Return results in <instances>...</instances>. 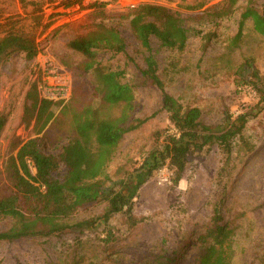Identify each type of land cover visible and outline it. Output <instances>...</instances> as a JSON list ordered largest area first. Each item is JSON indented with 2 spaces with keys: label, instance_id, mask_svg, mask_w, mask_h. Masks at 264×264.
I'll list each match as a JSON object with an SVG mask.
<instances>
[{
  "label": "rangeland",
  "instance_id": "1",
  "mask_svg": "<svg viewBox=\"0 0 264 264\" xmlns=\"http://www.w3.org/2000/svg\"><path fill=\"white\" fill-rule=\"evenodd\" d=\"M223 0H0V37L7 30L35 33L40 47L33 60L15 54L0 69V115L6 124L0 132V196L10 193L4 175L7 160L20 145L34 137H43L48 153L57 154L71 138V123L85 106L99 107L96 73L81 74L75 68L86 59L67 47L72 39L83 35L95 23L116 26L127 45L126 57L98 51L96 60L101 68L124 72L123 83L132 87L133 116L148 118L137 130L119 143L115 158L108 169L113 180L139 167L148 152L162 145L166 135L174 133L167 114L161 109V93L151 86L136 82L135 64L144 68L145 53L133 38L125 15L139 5L160 6L175 13L186 27L205 33L210 26H196L187 17ZM203 4L190 11L187 6ZM264 0H238L231 17L221 22L215 36L205 47L198 36H190L182 53L160 46L151 39V55L167 94L186 107H197L203 122L223 128L224 110L233 117L247 113L244 135L252 146L248 152L234 150L232 177L227 185L224 221L235 227L236 254L233 264H260L264 252V39L245 22L241 41L236 49L228 41L237 32L240 14L248 8L262 12ZM35 23H40L35 28ZM47 27L43 30V26ZM35 31V32H34ZM53 66L66 79L68 93L57 106L51 107L53 117L37 134L35 116H28L27 98L35 89L42 98L45 69ZM245 83L237 89L235 81ZM256 83L253 87L250 83ZM258 90V91H257ZM118 108L111 109L115 116ZM30 118V119H29ZM161 136L159 141L156 137ZM222 164V155L214 145L190 156L178 186L160 184L157 172L140 188L133 201L135 227L127 226L122 215L112 219L114 241L99 242L101 226L93 231L65 232L46 238H25L0 242V264H83L112 257L104 264H142L146 255L161 249L184 251L181 264L196 252L191 244L208 222L215 180ZM170 173V171H169ZM171 177V173H170ZM103 205L91 206L75 215V220L96 217ZM7 221L0 218V230ZM79 237L82 247H76ZM164 241V242H163ZM76 255V256H75Z\"/></svg>",
  "mask_w": 264,
  "mask_h": 264
},
{
  "label": "trees",
  "instance_id": "2",
  "mask_svg": "<svg viewBox=\"0 0 264 264\" xmlns=\"http://www.w3.org/2000/svg\"><path fill=\"white\" fill-rule=\"evenodd\" d=\"M238 0H223L209 6L200 13L187 17L196 26H210L205 33L195 27H186L183 19L168 9L143 4L125 15L129 30L147 53L144 68H136V82L139 86H151L162 96L161 109L174 133L165 136L162 145L147 153L143 162L124 177L113 180L108 173L119 143L124 135L139 129L148 118H136L132 87L123 83L124 72L101 68L96 57L98 51L126 57L127 45L119 29L114 25L95 23L86 31L68 42L67 47L82 55L86 61L75 70L81 74L96 73L98 78L99 107L85 106L73 119L71 138L57 154L48 153L43 137H34L24 142L16 154L10 157L4 168V175L11 188L10 193L0 196V218L7 222L0 230V242H15L25 238H46L65 232L93 231L101 226L99 242L105 245L114 241L112 219L122 215L129 227L138 221L133 216V201L140 188L154 173L166 165L171 173L173 187L178 186L191 155L216 146L222 155V164L215 180L209 219L191 244L197 249L185 264H233L236 254L235 227L224 221L227 185L232 177L234 150L248 152L252 146L244 135L247 113L233 117L229 110L223 113V128L212 127L203 122L202 112L197 107H186L167 94L160 80L157 63L151 55V39L160 46L182 53L190 36H198L203 47L215 36L222 21L231 17ZM264 5V4H263ZM203 4L187 6L190 11L202 9ZM251 21L252 30L264 39V6L262 12L245 9L239 16L236 34L229 39L228 48L239 45L245 22ZM35 28L40 23H35ZM47 24L43 26V30ZM35 32V31H34ZM40 52L35 33H24L17 29L7 30L0 37V69L13 55L24 54L26 60H33ZM237 89L244 81H235ZM250 83V82H249ZM256 87V83H250ZM258 91V90H257ZM264 103L262 90L258 91ZM28 116H35V125L40 134L53 117L51 107L62 100L50 101L37 96L35 89L29 92ZM118 108L117 115L111 109ZM30 119V118H29ZM6 124V117L0 115V132ZM161 136L156 137L158 142ZM102 213L96 217L75 220L76 214L91 206H101ZM76 247L83 243L76 237ZM164 242V241H163ZM184 251H169L166 248L146 255L142 264H181ZM76 256V255H75ZM106 259L92 264H104ZM74 264H83L77 261ZM260 264H264V252Z\"/></svg>",
  "mask_w": 264,
  "mask_h": 264
},
{
  "label": "built area",
  "instance_id": "3",
  "mask_svg": "<svg viewBox=\"0 0 264 264\" xmlns=\"http://www.w3.org/2000/svg\"><path fill=\"white\" fill-rule=\"evenodd\" d=\"M44 75L45 81L42 83L43 98L50 101L64 100L68 93V85L66 79L60 75L59 70L49 65L45 69ZM157 179L160 184L170 183V173L166 165L157 171Z\"/></svg>",
  "mask_w": 264,
  "mask_h": 264
}]
</instances>
